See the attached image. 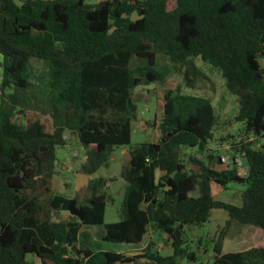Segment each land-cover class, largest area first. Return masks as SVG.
Returning a JSON list of instances; mask_svg holds the SVG:
<instances>
[{
  "label": "trees",
  "instance_id": "16d2710c",
  "mask_svg": "<svg viewBox=\"0 0 264 264\" xmlns=\"http://www.w3.org/2000/svg\"><path fill=\"white\" fill-rule=\"evenodd\" d=\"M159 55L178 66L190 89L203 78L195 60L209 65L236 97L233 121L241 127L236 138L219 140L231 145L222 154L208 149L217 123L211 103L172 91L157 142L130 145L133 94L162 80ZM32 61L44 67L37 75ZM63 131L84 152L78 172L85 176L106 167L115 148H131L119 174L120 221L103 225L102 240L133 245V252L91 250L80 240L89 238L83 227L103 224L105 179L90 178L73 198L51 189L55 150L68 144ZM248 139L264 144V0H175L172 9L167 0H0V264L194 261L185 230L202 227L214 209L228 220L217 232L213 264H264V246L222 253L231 222L264 234V145L256 150ZM194 148L204 158L184 160L182 151ZM237 150L245 175L220 161ZM229 183L245 185L240 205L212 195V184ZM83 189L88 198L80 202ZM62 213L67 218L53 220ZM149 228L170 241L169 254L138 251Z\"/></svg>",
  "mask_w": 264,
  "mask_h": 264
},
{
  "label": "rangeland",
  "instance_id": "374dc122",
  "mask_svg": "<svg viewBox=\"0 0 264 264\" xmlns=\"http://www.w3.org/2000/svg\"><path fill=\"white\" fill-rule=\"evenodd\" d=\"M86 1L90 4H95L100 0ZM174 6L175 0H167L168 9H172ZM195 63L202 71L203 78H198L193 85L194 88L190 89V87L185 86L182 71L178 70L176 64L170 62L165 56L159 55L157 57L155 70L163 75L162 80L154 84L138 87L133 94V101L136 103L137 111L136 120L131 124L130 145L135 146L144 142H157L159 138V123L164 105L163 99L168 91H172L174 95L201 97L211 103L217 123L213 129V138L209 141L208 149L210 151H217L216 154H222L223 145L231 146L226 143L227 141L221 142L219 140L225 138L227 135L237 137L236 133L241 127L239 123L233 121L238 109L237 99L226 91L224 80L216 69L197 59ZM32 64L34 75H37L44 69L40 63L32 61ZM177 88H179V91H176ZM15 119L21 120L22 116ZM67 140L68 144L66 147L56 148L55 150L58 164L55 170V177L51 182L52 184L55 182L53 185L55 191L62 193L64 197L73 198L79 189L85 188L83 185L89 181V178L78 172L80 164L84 161V152L78 146L76 137L70 135ZM257 143H259L258 149L264 145L260 140ZM76 149L79 150L76 151ZM130 149L127 147L115 148L108 161V165L101 167L90 177L105 179L102 190L107 195L103 224L85 226L81 230L89 234V238L81 234L80 240H84L91 250L126 253L133 252L132 248H135L133 245L125 243L102 240L103 225L120 221V209L124 196L125 182L120 178L119 174L122 166L127 162L125 156L129 154ZM204 153L205 151L201 153L195 148L183 150L182 158L187 160L188 156L192 155L202 160ZM73 156L76 157V160L71 163V157ZM219 168L216 167V169ZM157 176L159 175L157 174ZM52 184H50L51 188ZM44 187L45 185L43 184L41 190ZM244 189L245 185L240 183H229L226 188H222L216 184L211 185V192L215 199L233 205H240V196ZM191 196H197V192L191 193ZM86 198H88V191L83 189L80 194V202H84ZM62 214L55 215L53 220L64 218ZM227 220V215L223 210L214 209L210 212L208 221L202 227L186 228L184 236L185 246H187L189 252L195 253V259L194 261L183 259L179 264H213V258H215L213 246L217 238V232L224 227ZM169 245V240L158 235L154 229L149 228L146 237L139 244L138 249L139 252L144 250H150L153 253L156 251L163 252L162 249L169 250ZM263 246L264 234L262 231L253 226H242L231 222L222 243V253L245 251L252 247ZM166 253L169 254L170 252L167 251Z\"/></svg>",
  "mask_w": 264,
  "mask_h": 264
},
{
  "label": "water",
  "instance_id": "95a60500",
  "mask_svg": "<svg viewBox=\"0 0 264 264\" xmlns=\"http://www.w3.org/2000/svg\"><path fill=\"white\" fill-rule=\"evenodd\" d=\"M258 63L259 64H262V61H261V59H258ZM69 136H70V133L68 132V131H63V133H62V138L64 139V140H67L68 138H69ZM79 149H76V151H78ZM131 158V156H130V154H127L126 156H125V160H129ZM227 158V163L229 164V163H232L233 162V158L231 157V156H227L226 157ZM76 160V157H71V163L72 162H74ZM55 164L57 165L58 164V160L56 159L55 160ZM72 165V164H71ZM37 181H38V190L39 191H41V189H42V186H43V181H42V179L39 177V178H37ZM73 251H75L76 250V248L75 247H73V249H72Z\"/></svg>",
  "mask_w": 264,
  "mask_h": 264
},
{
  "label": "built area",
  "instance_id": "2783aa9c",
  "mask_svg": "<svg viewBox=\"0 0 264 264\" xmlns=\"http://www.w3.org/2000/svg\"><path fill=\"white\" fill-rule=\"evenodd\" d=\"M247 141L253 142L252 145L254 147V149H258L259 143H257V141L255 139H248ZM263 144V141H261ZM221 163H226L227 162V158L225 156H222L220 158ZM235 165L238 168V172L240 173V175H245L246 173V169L242 167V163H241V158H240V154L239 152H234V161Z\"/></svg>",
  "mask_w": 264,
  "mask_h": 264
},
{
  "label": "crops",
  "instance_id": "0c3cea01",
  "mask_svg": "<svg viewBox=\"0 0 264 264\" xmlns=\"http://www.w3.org/2000/svg\"><path fill=\"white\" fill-rule=\"evenodd\" d=\"M85 176V175H84ZM86 177H88L89 179H90V177L89 176H86ZM87 183H88V181L85 183V185H83V186H85L86 187V185H87ZM51 184H52V182H51ZM55 184V182H53V184H52V190L54 191V192H56V193H58V194H61L62 195V193H59V192H57V191H55L53 188V185ZM83 186H81V187H83ZM77 190V189H76ZM212 195H213V193H212ZM214 196V195H213ZM215 198V197H214ZM63 216H64V218H67V214H63ZM54 221H58V220H54ZM147 235V234H146ZM146 237V236H145ZM144 237V238H145ZM144 240V239H143ZM138 251H139V249H138Z\"/></svg>",
  "mask_w": 264,
  "mask_h": 264
},
{
  "label": "clouds",
  "instance_id": "9594fccd",
  "mask_svg": "<svg viewBox=\"0 0 264 264\" xmlns=\"http://www.w3.org/2000/svg\"><path fill=\"white\" fill-rule=\"evenodd\" d=\"M228 152L230 151V149L229 148H225ZM235 152H239V150H237V151H235ZM233 154H234V152H233ZM227 156H231L232 157V155L231 154H227V155H225V157H227ZM233 158V161H234V157H232ZM233 163V162H232ZM226 164H228L227 162H226ZM229 164H231V163H229ZM244 168V167H243Z\"/></svg>",
  "mask_w": 264,
  "mask_h": 264
}]
</instances>
